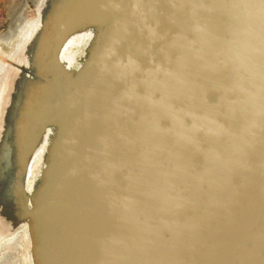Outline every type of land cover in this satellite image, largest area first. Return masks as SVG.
Masks as SVG:
<instances>
[{"label":"water","instance_id":"water-1","mask_svg":"<svg viewBox=\"0 0 264 264\" xmlns=\"http://www.w3.org/2000/svg\"><path fill=\"white\" fill-rule=\"evenodd\" d=\"M52 14L24 100L29 134L60 122L24 210L35 264H264V0ZM75 30L95 44L71 72Z\"/></svg>","mask_w":264,"mask_h":264},{"label":"rangeland","instance_id":"rangeland-1","mask_svg":"<svg viewBox=\"0 0 264 264\" xmlns=\"http://www.w3.org/2000/svg\"><path fill=\"white\" fill-rule=\"evenodd\" d=\"M55 1L0 0V264L37 262L25 211L49 164L60 122L29 134L24 100L41 84L34 64L42 51L40 37L54 22ZM80 31L69 32L56 51L67 71H78L95 44L92 31Z\"/></svg>","mask_w":264,"mask_h":264}]
</instances>
